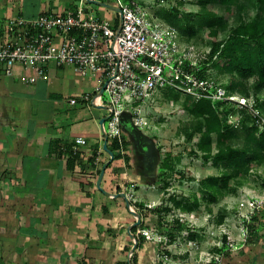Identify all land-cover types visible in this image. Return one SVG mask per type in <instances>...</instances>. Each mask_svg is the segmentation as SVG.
I'll use <instances>...</instances> for the list:
<instances>
[{
	"label": "crops",
	"instance_id": "0c3cea01",
	"mask_svg": "<svg viewBox=\"0 0 264 264\" xmlns=\"http://www.w3.org/2000/svg\"><path fill=\"white\" fill-rule=\"evenodd\" d=\"M78 3L0 0V39L10 17L64 12ZM85 4L118 22L110 1ZM33 72L16 64L0 74V264H150L158 242L139 236L134 244L131 233L153 223L161 198L154 138L125 117L120 142L105 141L107 100L100 94L97 104L91 101L97 75L49 62L44 76L20 79ZM140 186L157 195L137 198ZM127 188L135 205L155 204L143 209L144 225L134 232L136 219L121 194Z\"/></svg>",
	"mask_w": 264,
	"mask_h": 264
},
{
	"label": "built area",
	"instance_id": "2783aa9c",
	"mask_svg": "<svg viewBox=\"0 0 264 264\" xmlns=\"http://www.w3.org/2000/svg\"><path fill=\"white\" fill-rule=\"evenodd\" d=\"M85 1L88 0H79L74 8L64 12H43L29 19L8 18L0 39V74H11L19 64L34 71L20 79L33 82L44 76L47 63L54 62L70 65L83 75H97L100 84L91 101L97 104L100 94L108 97L107 126L102 128L105 141L120 142L123 113L130 115L135 126H142L143 101L153 99L164 87L194 100L202 96L226 100L240 109L246 107L257 122L262 121L254 100H235L233 93L227 94L220 82H215L211 69L206 71L208 76H199V62L208 50L182 40L174 25L156 17L147 6L134 0H116L119 20L113 23L87 8ZM75 142L83 143L84 139L76 137ZM124 194L129 202L127 209L139 214L132 188L125 189ZM156 231L153 227L141 228L131 233V240L137 243L142 236L158 242ZM132 254L129 251L128 257Z\"/></svg>",
	"mask_w": 264,
	"mask_h": 264
},
{
	"label": "rangeland",
	"instance_id": "374dc122",
	"mask_svg": "<svg viewBox=\"0 0 264 264\" xmlns=\"http://www.w3.org/2000/svg\"><path fill=\"white\" fill-rule=\"evenodd\" d=\"M108 1L111 4L116 2ZM134 1L147 6L150 12L159 18L161 17L158 12L161 9L178 6L182 23L185 22L186 14H191L190 19H194L193 14L199 9L196 0ZM93 7L98 14L99 7L97 5ZM212 7L215 9L216 5L213 4ZM254 13L255 9L249 2L243 3L241 8L234 6L231 13L225 14L222 21L224 26H221L222 22L215 24L219 29L218 38H224L229 28L240 20H247ZM104 18L107 19L108 16ZM207 31L208 28L200 29L192 40L204 51L209 49L208 42L211 40ZM215 71L214 68L211 69L213 75ZM219 80L223 82L225 76L220 75ZM251 80L252 78L249 82ZM168 89L169 87H164L153 99L143 101L144 124L139 126L140 130L154 138L159 154L158 164L165 163V172L161 173L157 180L161 198L156 207H159L161 212L158 214L160 221L157 222L158 236L155 239H158L159 245H156L155 256L150 264H207L211 258L215 260L213 264H264V164H254L247 170L242 168L241 174L230 178L228 188L222 189L214 201L204 198L200 179L208 176L219 179L225 161L213 160V155L218 149L214 136L210 143L208 158H205L204 152L196 146L199 133L195 132L191 140H186L184 131L192 128L194 119L180 106L184 95L178 92L180 97L177 99L174 93L165 94ZM233 94L235 100L244 97L246 103L253 101L251 94L249 96ZM261 95L264 96V92ZM104 99H108L106 94ZM231 104H225L220 110L225 112V117L232 126L238 127L243 115L238 105ZM260 115L262 123L257 122L256 118L249 114L250 120L257 122V132L264 128V114ZM104 126L106 128L107 120L104 121ZM231 144L237 147L241 144V139L232 140ZM202 187L206 188L204 185ZM149 192L151 191L140 186L136 197L140 198L144 193L151 197L157 195L156 192H151L153 194ZM172 198L188 203L196 199L198 204L191 211H185L176 207ZM156 217L155 213L153 220ZM191 232L196 233L195 238H188ZM170 234L173 236L172 240H169Z\"/></svg>",
	"mask_w": 264,
	"mask_h": 264
},
{
	"label": "trees",
	"instance_id": "16d2710c",
	"mask_svg": "<svg viewBox=\"0 0 264 264\" xmlns=\"http://www.w3.org/2000/svg\"><path fill=\"white\" fill-rule=\"evenodd\" d=\"M247 2L255 9L254 15L247 20H240L229 28L224 38L219 39V29L215 24L222 22L225 14L231 13L234 6L241 8L243 3ZM196 4L199 9L193 14L194 19H190L191 14H186L184 23L181 22L182 17L178 6L161 9L158 14L163 20L177 28L180 38L184 41L194 40L193 37L200 29L208 28L207 35L211 38L208 42L209 49L205 58L199 62L197 74L201 77L208 76L206 71L214 68L216 76H225L222 82L219 76L213 75L215 82H220L219 84L227 94L238 93L242 96H249L252 92L254 107L264 114V96L261 95L264 92V0H196ZM213 4L216 5L215 9L212 7ZM220 24L224 26V22ZM173 93L175 98L180 97V94L175 93L172 88H169L165 94ZM182 99L181 108L194 119L192 128L184 131L186 140H191L195 132L199 133L196 146L204 152L203 156L208 158L210 143L214 136L218 149L213 155V160L214 162L225 161V167L219 179L212 176L200 179V188L203 189L204 198L214 201L222 189L228 188V180L241 174L242 168L247 170L254 164H264V128L257 132V124L250 120V113L246 107L240 110L243 115L240 126L234 127L227 121L225 112L220 110V107L227 104L226 100H215L205 96L194 100L189 95H184ZM235 139H241V144L237 147L231 144ZM113 145L115 148V144ZM164 164H158V178L161 173L165 172ZM203 185L206 188H203ZM173 203L185 211H191L198 204L196 199L192 203L173 199ZM136 206L139 208L140 222L133 226V232L137 226L144 225L141 213L146 208L143 203H137ZM160 212L159 207L153 211L152 213L154 215L156 213L157 217L152 219V224H146L145 227H153L157 230ZM252 219L255 220L253 217ZM258 223L260 224L261 221ZM195 237L196 233L191 232L188 235V238ZM169 238V240L173 239L172 234ZM138 240L139 238L137 242ZM214 261L211 258L207 264H213Z\"/></svg>",
	"mask_w": 264,
	"mask_h": 264
},
{
	"label": "water",
	"instance_id": "95a60500",
	"mask_svg": "<svg viewBox=\"0 0 264 264\" xmlns=\"http://www.w3.org/2000/svg\"><path fill=\"white\" fill-rule=\"evenodd\" d=\"M88 1L93 2V3H99V4H102V2H99V1H96V0H88ZM101 92H102V90H101ZM125 117H128V118H129L130 115H129L128 113H123V115H122V121H123V119H124ZM101 122H102V121H101ZM104 146L106 147V144H104ZM121 194H122V196L125 198V194H124V193H121ZM125 201H126V206H128V205H129V202L127 201L126 198H125ZM130 212L136 217V223H135V224L139 223V221H140V219H139V214L136 213V212H133V211H130ZM134 244H136V242H135ZM131 251H133V249H132Z\"/></svg>",
	"mask_w": 264,
	"mask_h": 264
}]
</instances>
